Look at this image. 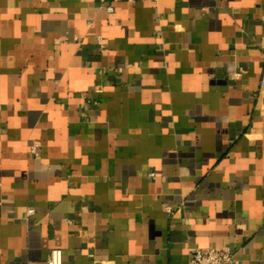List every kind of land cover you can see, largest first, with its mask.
Wrapping results in <instances>:
<instances>
[{"label":"crops","instance_id":"crops-1","mask_svg":"<svg viewBox=\"0 0 264 264\" xmlns=\"http://www.w3.org/2000/svg\"><path fill=\"white\" fill-rule=\"evenodd\" d=\"M263 70L264 0H0V264H264Z\"/></svg>","mask_w":264,"mask_h":264},{"label":"built area","instance_id":"built-area-1","mask_svg":"<svg viewBox=\"0 0 264 264\" xmlns=\"http://www.w3.org/2000/svg\"><path fill=\"white\" fill-rule=\"evenodd\" d=\"M260 93L264 94V70L260 79ZM37 146L33 148L34 154L36 153ZM150 178H155L154 173L149 174ZM33 210L28 211L31 216ZM46 264H63V254L60 249H52L46 260ZM188 264H239L236 259V251L230 247L224 248H206L195 249L189 254Z\"/></svg>","mask_w":264,"mask_h":264}]
</instances>
